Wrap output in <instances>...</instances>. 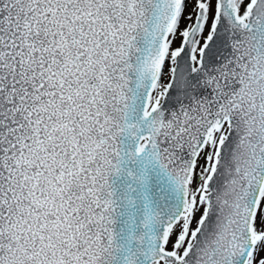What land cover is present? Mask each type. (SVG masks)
<instances>
[{
	"label": "snow or ice",
	"instance_id": "snow-or-ice-1",
	"mask_svg": "<svg viewBox=\"0 0 264 264\" xmlns=\"http://www.w3.org/2000/svg\"><path fill=\"white\" fill-rule=\"evenodd\" d=\"M0 264H264V0H0Z\"/></svg>",
	"mask_w": 264,
	"mask_h": 264
}]
</instances>
